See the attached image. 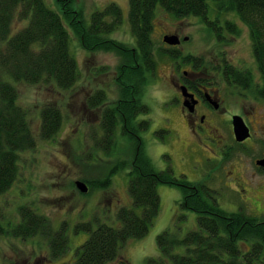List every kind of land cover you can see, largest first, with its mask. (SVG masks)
I'll return each mask as SVG.
<instances>
[{
	"label": "rangeland",
	"instance_id": "374dc122",
	"mask_svg": "<svg viewBox=\"0 0 264 264\" xmlns=\"http://www.w3.org/2000/svg\"><path fill=\"white\" fill-rule=\"evenodd\" d=\"M44 2L58 12L55 0ZM109 4L120 8L122 22L106 37L131 48L134 38L127 21V0H73V7L83 15L86 24L92 12L102 11ZM155 14L151 37L157 65L154 75H145V82L139 92V98L149 111L136 118L137 121L147 120L149 123L148 129L140 134L142 155L151 161L155 170L170 167L176 177L183 176L189 182L204 183L223 211L243 212L258 222H264V172L256 170L252 165V161L260 156L264 148V118L256 119L258 129L253 119H249L252 121L254 135L259 136L255 142L244 146L230 140L231 130L226 128V122H221L218 134L225 137L228 147L224 148L220 158V154H209V141L203 137L193 138L176 112L175 104L168 102L170 91L165 76L169 71V59L157 55L162 50L170 49L169 45L163 43L162 37L177 35L181 45L173 48L180 52L210 55L223 50L234 59L233 62L231 60L233 64L235 58L241 59L238 61L242 65L239 70H250L259 79L247 28L235 13L228 8L220 10L212 2L208 3L206 22L216 28H223L220 38L215 37L214 31L198 17L174 19L159 8ZM26 24L25 20L14 18L9 37ZM227 25H234L238 33L231 34ZM67 31L70 50L79 68V79L75 85L65 91L55 90L50 84L16 85L17 102L27 110L29 126L36 141L32 149L18 153L17 179L0 196V264H70L75 259L77 248L89 235L84 230L76 231L77 225L91 223L95 228L97 224L104 223L117 227V208L124 206L134 209L128 194L127 168L111 175V186L108 188H95L80 193L74 185L84 177L93 179L107 175L116 161H130L133 144L117 132L116 144L110 155L94 147L93 132L97 138L101 136L98 109L102 107L89 109L85 100L100 90L107 97L106 105L117 101L119 94L114 79L121 60L112 53L83 50L74 31L69 27ZM186 37L188 39L184 40ZM246 103H249L247 99ZM48 104L58 106L62 114V125L53 138L42 140L39 138L40 110ZM251 106L254 107L253 116H256V112L264 113L262 105L253 102ZM161 131L165 134H156ZM202 150L208 152L203 154ZM238 183L242 186L239 187ZM157 193L160 198L159 213L147 234L140 239L128 240L119 251L129 264H146L147 259L158 257L156 237L163 231L170 230L182 238L189 231L198 229L196 214L180 207L182 192L178 187L160 184ZM134 210L140 213L139 209ZM27 211L43 220L45 230H42V226L27 237L13 235L14 229L10 228L23 224V213ZM62 227L68 239L67 248L52 258L47 238L42 232L54 233ZM239 248L242 254H246L250 245L240 241ZM176 252L182 253L183 249L177 248Z\"/></svg>",
	"mask_w": 264,
	"mask_h": 264
},
{
	"label": "trees",
	"instance_id": "16d2710c",
	"mask_svg": "<svg viewBox=\"0 0 264 264\" xmlns=\"http://www.w3.org/2000/svg\"><path fill=\"white\" fill-rule=\"evenodd\" d=\"M58 12L44 0H0V196L7 192L18 176L19 152L35 146V136L27 119V110L18 104L16 85L50 84L56 90H68L79 79V68L70 50L69 27L87 52L103 51L120 58L114 79L119 97L106 105L104 91L88 96L89 109L100 111L101 136L92 134L94 147L110 155L116 144V134L127 137L133 144L132 159L116 161L107 175L93 179L83 178L88 191L111 186V175L117 170L128 169V194L134 209L119 207L115 216L117 227L99 223L79 224L75 230L89 233L77 248L70 264H129L120 255L122 245L131 239L144 237L160 208L157 186H175L180 189V207L196 214L198 229L179 238L170 230L156 237L159 256L147 259L146 264H264V222L248 217L243 212L227 213L219 208L212 191L202 182H189L176 177L169 167L155 170L150 160L141 153L140 134L149 127L147 120L137 121L149 109L139 98L145 75H154L157 65L151 33L157 8L174 19L198 17L206 22L208 3L223 10L228 8L247 28L251 51L259 76V86L254 88V98L264 102V0H127V21L134 45L126 47L106 36L115 31L122 20V12L115 4L90 14L88 24L83 15L73 7V0H55ZM18 17L26 26L9 37L11 23ZM66 21V23H65ZM66 24V25H65ZM213 35L220 38L223 28L209 22ZM219 29V30H217ZM227 30L236 35L234 25ZM229 33V34H230ZM158 57L174 60L180 51L170 47ZM242 84L253 82L249 70L231 67ZM104 70L106 68H103ZM39 138H53L62 125L58 106L48 104L40 110ZM159 134H165L161 131ZM89 157V156H87ZM1 214V210H0ZM31 211L23 213V224L9 230L15 236H30L39 228L45 230L43 220ZM8 225H11L9 223ZM43 231L52 258L67 248V235L62 227L58 232ZM247 242L250 250L242 254L239 242ZM182 248V253H177ZM68 264V263H64Z\"/></svg>",
	"mask_w": 264,
	"mask_h": 264
},
{
	"label": "flooded vegetation",
	"instance_id": "af4514ba",
	"mask_svg": "<svg viewBox=\"0 0 264 264\" xmlns=\"http://www.w3.org/2000/svg\"><path fill=\"white\" fill-rule=\"evenodd\" d=\"M180 45L181 43L178 46ZM180 54L177 59H169V71L165 76V82L170 91L168 102L175 104L176 112L192 137L207 139L211 144L209 154L214 153L218 156L220 154V158L223 156L224 148L228 147V141L223 135L218 134V125L226 122L228 124L226 128L231 130L230 140L235 141L232 119L238 116L248 128L250 137L241 143L235 141V144L244 146L255 142L259 135H254L252 121L249 119H253L258 129L256 119L264 118V113L256 112V116H253L254 107L251 106L255 102L256 105H262L264 110V103L256 100L253 94L254 88L259 86L258 77L253 75V82L250 84L238 83L236 81L238 77L231 67L236 71L241 68V62H238L241 59L235 58L233 64L234 59L227 56L223 50L210 55L201 53L193 55L189 52ZM202 152L205 154L208 151ZM263 152L264 148L260 156L252 161L254 168L262 172L264 167H259L255 163L262 159ZM237 185L242 186L241 183Z\"/></svg>",
	"mask_w": 264,
	"mask_h": 264
},
{
	"label": "water",
	"instance_id": "95a60500",
	"mask_svg": "<svg viewBox=\"0 0 264 264\" xmlns=\"http://www.w3.org/2000/svg\"><path fill=\"white\" fill-rule=\"evenodd\" d=\"M163 43L169 46H176L180 43L179 38L176 35H165L162 38ZM232 128H233V135L236 142H243L247 138L250 137L249 130L244 124L243 120L240 117H233L232 119ZM259 167H264V152L262 159L256 161L255 163ZM76 188L82 192H87V187L83 182L77 181L75 183Z\"/></svg>",
	"mask_w": 264,
	"mask_h": 264
}]
</instances>
